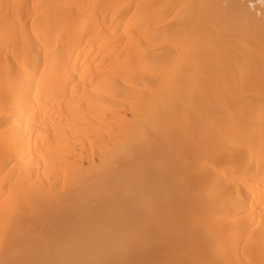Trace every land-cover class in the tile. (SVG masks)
Listing matches in <instances>:
<instances>
[{
	"label": "bare ground",
	"instance_id": "obj_1",
	"mask_svg": "<svg viewBox=\"0 0 264 264\" xmlns=\"http://www.w3.org/2000/svg\"><path fill=\"white\" fill-rule=\"evenodd\" d=\"M0 264H264V0H0Z\"/></svg>",
	"mask_w": 264,
	"mask_h": 264
}]
</instances>
